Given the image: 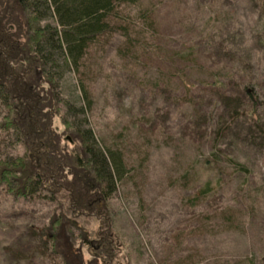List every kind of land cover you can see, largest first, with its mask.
<instances>
[{
  "label": "rangeland",
  "instance_id": "rangeland-1",
  "mask_svg": "<svg viewBox=\"0 0 264 264\" xmlns=\"http://www.w3.org/2000/svg\"><path fill=\"white\" fill-rule=\"evenodd\" d=\"M112 26L62 69L60 94L62 112L84 108L114 176L113 260L98 251L103 221L64 191L15 199L0 187V264H63L43 236L63 212L87 264H264V0H137ZM7 114L0 98V123ZM49 114L70 158L77 144ZM27 149L0 132V160Z\"/></svg>",
  "mask_w": 264,
  "mask_h": 264
},
{
  "label": "trees",
  "instance_id": "trees-1",
  "mask_svg": "<svg viewBox=\"0 0 264 264\" xmlns=\"http://www.w3.org/2000/svg\"><path fill=\"white\" fill-rule=\"evenodd\" d=\"M136 2L8 0L4 9L0 4V98L8 110L0 132L16 131L28 148L26 156L0 160V187L15 199L32 197L39 189L54 196L64 191L80 215L92 214L103 221L106 231L100 235L98 251L111 261L115 244L110 239L106 203L108 193L115 187L114 176L106 154L97 147L84 108L73 111L69 107L68 112H62L65 100L60 94V81L62 69L71 65L78 68L86 50L114 30L116 11ZM12 25L19 32L18 41L11 33ZM122 30L129 37L128 30ZM253 94L250 95L256 101ZM52 111L59 116L67 138L77 144V152L69 154L70 158L59 149L56 140L49 138ZM79 115L83 119H78ZM110 155L120 174L121 165ZM75 221L66 212L57 214L43 232L63 264H87L75 255L76 245L69 242L68 229H77ZM92 262L89 264H97Z\"/></svg>",
  "mask_w": 264,
  "mask_h": 264
}]
</instances>
